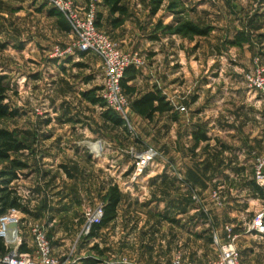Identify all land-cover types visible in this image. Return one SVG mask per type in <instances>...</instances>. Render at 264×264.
Returning <instances> with one entry per match:
<instances>
[{
    "label": "rangeland",
    "instance_id": "1",
    "mask_svg": "<svg viewBox=\"0 0 264 264\" xmlns=\"http://www.w3.org/2000/svg\"><path fill=\"white\" fill-rule=\"evenodd\" d=\"M76 1L93 5L101 30L140 64L116 126L90 100L103 88L100 59L52 55L74 39L56 11L45 0H0V74L17 113L0 128L27 147L11 155L27 169L9 185L23 207L22 243L33 250L37 224L60 264H169L176 253L207 264L213 234L225 242L227 226L241 264H264V236L249 229L264 211L254 177L264 157V0H120L123 16L111 11L117 0ZM184 21L199 34L176 35ZM154 91L172 110L148 120L132 101ZM197 131L207 140L196 143ZM149 149L152 165L137 175L132 153ZM111 186L116 218L84 234L83 210L103 206Z\"/></svg>",
    "mask_w": 264,
    "mask_h": 264
},
{
    "label": "built area",
    "instance_id": "2",
    "mask_svg": "<svg viewBox=\"0 0 264 264\" xmlns=\"http://www.w3.org/2000/svg\"><path fill=\"white\" fill-rule=\"evenodd\" d=\"M49 6L58 11L67 21L74 37L66 47H55L52 55L56 57L73 56L76 53H91L101 61L103 88L99 92V98L106 110H110L125 120L126 109L129 106L128 96L122 88L124 73L128 67H136L140 63L136 55L124 52L106 33L96 25L97 11L93 5L80 6L76 0H45ZM154 152L149 149L142 153H132L135 162V172L141 175L145 169L152 165ZM255 167V182L259 187H264V157L258 159ZM212 198L219 200L218 191H213ZM15 209L9 210L0 216V238L3 240L8 252L0 256V264H60V261L52 255V247L47 237V231L40 225H29L30 236L33 240V250L20 252L22 244L20 237V220L16 216ZM103 216V206L84 209L82 213L83 233L100 224ZM264 211L257 213L251 222L250 230L264 236ZM16 225L14 231L6 228L7 225ZM228 239L223 242L216 234L212 236V246L217 249L215 261L207 264H241L240 252L228 234L231 227H225ZM169 264H185L180 253L173 255Z\"/></svg>",
    "mask_w": 264,
    "mask_h": 264
},
{
    "label": "trees",
    "instance_id": "3",
    "mask_svg": "<svg viewBox=\"0 0 264 264\" xmlns=\"http://www.w3.org/2000/svg\"><path fill=\"white\" fill-rule=\"evenodd\" d=\"M120 0L113 3L112 12L120 13L122 16L125 14V9L118 6ZM53 9V8H52ZM55 10V9H53ZM56 11V10H55ZM54 17L57 18V26L60 30L65 33H70L71 28L64 17L56 11ZM100 18H96V25L100 28ZM121 26V21L116 20L115 27ZM175 34L182 37H190L199 34L198 29L190 22L184 21L180 23L175 29ZM135 71L132 67H128L124 73L122 80V88L126 94L133 93V87L128 85L135 80ZM10 91L9 83L6 75L0 74V119H12L16 117V111L12 109L8 103H6V93ZM93 104H98L100 99L93 97L90 99ZM133 110L145 119H151L154 114H164L171 112L172 108L166 101L165 97L161 95L159 91L148 92L132 101ZM103 117L113 123L116 126L123 125L120 117L114 112L107 110L103 113ZM195 142L206 141L207 137L201 132H194L192 134ZM26 145L20 141L14 134L7 129L0 128V166L7 164L8 167L0 171V216L6 214L9 210H23L15 190L11 189L9 185L17 180L22 171L27 169V165L18 159L11 158L12 154H17L26 150ZM258 192L261 190L256 187ZM120 202V194L116 186H111L107 189L105 195V202L103 205V216L100 224L95 225L91 230V235L97 233L102 227L111 223L117 216V206ZM20 252H28L26 245L22 243L18 249ZM7 249L4 245L3 240L0 238V256L7 253ZM73 264H96L94 259L91 258H80L76 263Z\"/></svg>",
    "mask_w": 264,
    "mask_h": 264
},
{
    "label": "crops",
    "instance_id": "4",
    "mask_svg": "<svg viewBox=\"0 0 264 264\" xmlns=\"http://www.w3.org/2000/svg\"><path fill=\"white\" fill-rule=\"evenodd\" d=\"M77 2V4L78 5H80V6H82L83 5V3H80V2H78V1H76ZM100 23H101V20H100ZM100 29H102V28H100ZM70 34L72 35V33H71V31H70V33H66V35H68L69 37H70ZM122 49V51H124V48L122 47V46H120ZM124 52H126V51H124ZM143 94V93H142ZM142 94H140V95H142ZM138 97V96H137ZM133 100H134V98H133ZM28 250H29V248L28 247H26ZM184 260V263H185V259H183ZM186 264V263H185ZM190 264V263H189Z\"/></svg>",
    "mask_w": 264,
    "mask_h": 264
},
{
    "label": "water",
    "instance_id": "5",
    "mask_svg": "<svg viewBox=\"0 0 264 264\" xmlns=\"http://www.w3.org/2000/svg\"><path fill=\"white\" fill-rule=\"evenodd\" d=\"M263 222H264V217H263ZM6 228H7L8 230H10V231H14V230L16 229V225H13V224H11V225H7Z\"/></svg>",
    "mask_w": 264,
    "mask_h": 264
}]
</instances>
